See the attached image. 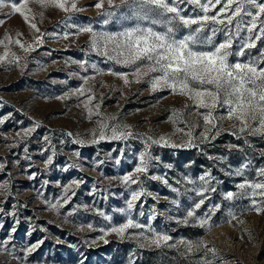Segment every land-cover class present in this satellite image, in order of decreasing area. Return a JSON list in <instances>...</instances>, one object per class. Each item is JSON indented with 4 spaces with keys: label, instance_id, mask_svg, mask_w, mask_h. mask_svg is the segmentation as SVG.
<instances>
[{
    "label": "rangeland",
    "instance_id": "rangeland-1",
    "mask_svg": "<svg viewBox=\"0 0 264 264\" xmlns=\"http://www.w3.org/2000/svg\"><path fill=\"white\" fill-rule=\"evenodd\" d=\"M97 2L77 0L81 10L68 13L54 7L42 9L43 18L37 16L35 21L45 34L42 44L34 42L39 34L19 14L6 15L10 12L7 7L0 10V20L4 21L0 24V40L4 41L0 56L9 51L8 59L0 62V163L4 165L0 183L8 185V191L0 194V264H202L205 258L213 264H264V212L252 210L251 199L238 187L245 179H258V169L264 168V138L241 135L238 139L230 134V122L225 121L220 135L211 142H202L198 138L202 128H195L197 147L152 144L151 140L161 136L175 143L187 140L184 132L177 131L184 124L172 123L170 115L172 109H182L190 102L168 90L152 92L147 77L142 83L125 86L107 74L109 70L130 73L132 68L106 61L91 50L90 34L77 33L76 27L67 25L117 34L141 22L120 0H114L117 8L109 9L105 3V10L115 13L110 17L94 7ZM29 6L41 11L36 4ZM182 7L187 9L185 16L199 14L191 5ZM176 28L177 36L190 31L178 22ZM156 30L162 29L157 26ZM65 33L70 34L67 40L62 38ZM6 37H11V42ZM223 38L218 33L215 40ZM16 40L25 46L31 44L32 49L24 51ZM262 46L264 41L258 42L256 49L240 59L257 55ZM11 53L19 63L9 62ZM81 61L88 62V71L81 68ZM93 64L105 74L98 75ZM84 77L95 80L85 84ZM133 79L129 75V80ZM81 87H92L96 97L93 104L100 103L104 117L117 118L107 121L109 124L128 125L133 136L91 143L99 117H89L84 107L87 94L81 96L76 91ZM188 119L203 124L195 116ZM33 127L35 131L23 135ZM146 142L150 154L157 158L151 161L148 175L141 176L142 187L150 195L136 203L131 215L135 221L170 235L169 244L175 246L140 248V240L121 239L115 234L105 236V244L100 229L118 226L128 218L119 210L126 209L131 191L140 186L129 188L121 178L133 171ZM48 156L53 158L51 165L45 163ZM209 171L215 177L212 185L216 191L208 192L196 216L188 218L187 211L201 199L192 189L202 184L199 177ZM237 171L241 175H236ZM153 176L160 179H151ZM73 180L83 181L78 187L72 186L76 195L53 209L51 205ZM229 192L233 193L231 200L226 198ZM214 205L220 207L210 213ZM205 214L210 216L211 225L221 226L210 231L208 225L201 227L197 218ZM233 214L238 219L229 224ZM185 219L187 224L182 222ZM181 240H203L216 249V256L202 250L188 252ZM41 241L38 248L27 251Z\"/></svg>",
    "mask_w": 264,
    "mask_h": 264
},
{
    "label": "snow or ice",
    "instance_id": "snow-or-ice-1",
    "mask_svg": "<svg viewBox=\"0 0 264 264\" xmlns=\"http://www.w3.org/2000/svg\"><path fill=\"white\" fill-rule=\"evenodd\" d=\"M105 3L109 9L119 7L114 0H98L94 7L100 9L105 16L114 15V12L105 10ZM30 4L38 5L41 11H35L29 6ZM120 4L129 6L132 15L141 23L117 34L96 32L90 26L77 27L68 24L67 27H76L77 33L90 34L91 50L106 61L132 68L130 73H118L111 70L107 72L108 75L119 78L125 86L131 83H142L147 77L152 92L168 90L172 95H178L190 102L182 109H172L170 115L172 123L179 121L184 124V128L177 129V131L184 132L187 140L175 143L171 142L170 137L161 136L158 140H151L152 144L172 148L197 147L196 138L193 136L195 128H202L198 134L202 142H211L220 135L225 121L230 122L232 129L230 134L238 139L241 135L264 138V46L259 49L257 55H249L246 60L240 59L245 57L249 50L256 49L258 42L264 41V0H120ZM182 5H191L192 11L195 12L198 9L199 14L185 16L183 13L187 9ZM5 7L10 9L6 15L19 14L29 27L39 34L34 36L36 44H42L45 35L40 32L35 22L37 16L43 18L42 9L54 7L65 13L81 10L77 7V0H9L7 3L5 0H0V10ZM3 22L0 20V24ZM103 22L107 24L108 20L105 19ZM177 22L190 29L187 35L177 36ZM157 26L162 30H156ZM218 33L224 37L219 42L215 40ZM242 33L244 35H241ZM69 35L65 33L62 38L67 40ZM6 39L11 42V37H6ZM15 43L26 52L32 49L31 44L25 46L19 40ZM0 44H4V41L0 40ZM234 44H236L235 49ZM5 48L7 49V45ZM11 56L10 63H19V58L15 53H11ZM8 57L9 51L6 50L0 56V62ZM233 57L237 59L233 60ZM79 63L84 71H88L85 67L87 61ZM91 67L98 75L105 74L95 64ZM129 75L134 79L129 80ZM83 79L84 83L88 84L89 80H95V77H84ZM76 91L81 96L87 94L84 107L89 117L93 114L99 117L96 121L98 129H94L91 133L94 137L91 143H98L99 140L104 139L127 140L133 136L128 125L107 122L115 121L117 118L115 116L104 117L100 113V103L93 104L96 97L92 87H81ZM93 108L96 110L95 113ZM193 116L202 119L203 124L199 125L197 121L189 122L188 118ZM35 127L25 130L23 135L27 136L35 131ZM68 135L72 134L68 133ZM44 139L48 141V137ZM247 142L245 139V143ZM149 147L150 145L146 142L145 150L139 154V162L133 171L121 178V182L129 188L132 185L140 187L139 190L131 191L130 198L126 201V209L119 210L127 213L126 221L109 229H100L103 233L100 239L104 240L105 244L108 241L104 237L115 234L121 239L140 240L138 245L140 248L175 246L169 244L172 240L170 235L157 232L150 225L135 221L131 215L136 203L141 201L142 197L150 195L142 187L141 180V176L148 175L151 161L157 159L150 154ZM24 151L27 152L28 149L25 148ZM52 151L54 155L55 149ZM45 163L51 165L52 156H48ZM3 167L4 165L0 163V170ZM235 174L241 175V172L237 171ZM257 177L258 179L254 181L245 179L238 187L244 197L251 199L252 210L259 214L264 212V168L258 169ZM30 178H34V175ZM150 178L160 179L155 176ZM214 179L210 171L199 177L202 184L194 187L192 191L201 199L194 203L191 210L187 211L188 218L196 216V210L205 204L208 192L216 191L212 185ZM81 183L83 181L73 180L63 189V195L51 207L56 209L62 204L69 203L76 195L72 186L78 187ZM164 183L167 184V180H164ZM189 183L195 184L191 180ZM7 191L8 185L0 183V194ZM173 191L178 190L173 189ZM226 198L231 200L233 193H227ZM219 207L220 205H214L209 212H214ZM104 218L110 219L108 216ZM197 219L201 227L208 225L209 231L213 226H221L211 225L208 214ZM236 219L238 217L233 214L228 223L231 224V221ZM182 222L187 224L188 221L185 219ZM11 231L15 232V228ZM40 243L42 241L32 245L27 251L31 252L38 248ZM179 243L183 244L188 252L195 249L211 253L213 257L216 256V249L209 247L203 240L196 243L181 240ZM202 264H213V260L205 258Z\"/></svg>",
    "mask_w": 264,
    "mask_h": 264
}]
</instances>
